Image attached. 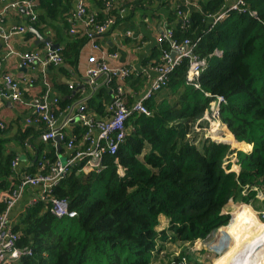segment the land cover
Wrapping results in <instances>:
<instances>
[{
    "label": "trees",
    "instance_id": "trees-1",
    "mask_svg": "<svg viewBox=\"0 0 264 264\" xmlns=\"http://www.w3.org/2000/svg\"><path fill=\"white\" fill-rule=\"evenodd\" d=\"M32 1L38 18L35 22L29 18L33 28L40 30L47 18L55 16L69 23L73 0H65V6L63 0ZM151 1L136 0L135 6ZM225 4L226 0L200 2L201 9L192 13L188 26L180 22L174 29L179 43L187 39L197 43L196 53L207 59L199 88L186 82L190 64L186 58L166 87L144 101L150 115L134 113L127 120L125 139L115 156L105 155L101 172L85 174L79 171L82 165L74 166L52 190L50 196L65 201L75 218L58 219L51 204L41 200L16 219L13 216L18 246L32 255L9 264H153L159 242L169 236L177 242H195L227 226L231 217L222 213L231 201L264 210V200L258 198L259 193L264 195V0H244L243 12H227L217 21L227 10ZM114 15L95 14V22L111 18L114 26L109 33L117 25ZM75 26L77 34L71 35L69 26L72 40L60 48L64 63L71 67L89 42L90 28ZM216 50L222 56L217 57ZM115 78L110 85L114 92ZM108 93L98 99L110 102ZM219 97L225 100L219 118L228 124L233 147L242 151L204 137L209 128L205 117H212L210 105ZM96 103L92 108L99 106ZM101 111L105 115L103 107ZM5 142L0 139V193L19 184V169L13 166L17 156L6 152ZM243 143L252 146L251 153L243 152L251 149ZM45 146L37 148L38 160L55 162V149L50 153ZM234 159L238 171L237 167L232 171ZM5 209L0 197V214ZM247 209L236 212L228 229L247 234L255 219L241 214ZM163 216L169 227L159 231Z\"/></svg>",
    "mask_w": 264,
    "mask_h": 264
},
{
    "label": "crops",
    "instance_id": "crops-1",
    "mask_svg": "<svg viewBox=\"0 0 264 264\" xmlns=\"http://www.w3.org/2000/svg\"><path fill=\"white\" fill-rule=\"evenodd\" d=\"M18 1L20 0H0V10L6 11L3 22H1L3 33L0 37V88L5 86L6 76H10L18 82L20 93L18 100L0 98V139L6 141V152L17 156L14 161L18 160L19 170H16V174H18L20 183L23 174L38 173L40 165L67 161L69 152L66 140L68 139L74 140V146L78 152L105 148V144L100 141L99 126L108 123L114 117L112 102L117 90L120 89L123 92L122 102L125 107L128 110L134 109L135 105L141 102L149 92L150 87L156 84L160 75L159 68L164 65L163 50H169V47L167 44H160L159 38L169 30L174 32L177 23L190 19L193 12L201 9L200 2L207 4L213 0H152V4L147 6H135L136 0H73L71 11H69L71 18L80 4H84L87 12L93 15L110 14L111 11L113 15L115 14L117 25L100 40L101 52L117 56L108 60L109 67L113 70L127 72L126 75L118 72L120 75L117 74L114 79V84L117 86L115 92L110 87L112 84L110 74H101L93 84L87 78V70L94 66L90 58L97 56L90 43L82 48L79 60L74 67L64 63V60L62 64L50 65L45 69L40 65L24 66L22 56L34 52L45 55L47 49L51 48L49 44L42 41L50 39L51 44L60 49L70 43L72 37L69 34V23L58 16H55V19L47 18L39 26L40 30L33 28L29 23L28 10L25 7L17 9L12 7ZM231 1L235 0H226L223 10L230 5ZM65 4L66 1L63 0L62 6ZM177 10L183 12L182 16ZM174 14L176 18L173 20ZM21 29H25V32H21ZM9 45L15 51L12 56H9L7 49ZM214 54L217 57L222 56L219 50H216ZM164 87L166 85H163L159 91ZM103 92L111 96L110 102L105 98L98 99V95ZM56 99L58 102L61 101L60 106L59 104L57 106L58 102L54 103ZM94 101L99 106L92 108ZM43 104L52 109L56 119L55 129L63 132L66 136L65 141L57 142L55 141L57 138L50 141L44 140V135L49 133L50 129L45 122L40 121L37 113V106ZM101 107H103V112L105 109V115ZM83 108L85 110L81 112ZM82 116L86 117L88 126L83 124ZM31 131L32 133L28 136ZM40 133L43 135L36 139L35 135ZM45 143L50 153L55 149V162H50L49 159L43 157L38 160L37 148ZM249 146L251 149L243 152L251 153L252 146ZM18 186L19 184L14 190ZM40 195L41 188H25L11 213L12 222H14V215L16 219L28 207L39 202ZM234 206H237L236 209H232ZM247 206L249 205L231 201L225 212L248 208L244 211L248 214L253 213L257 222L256 238L264 228L257 214L264 210H256ZM227 226L212 232L207 239L195 242H177L169 236L165 243L159 242V249H157V255L154 256L153 264H170L177 258L186 259L188 264H231L236 261L243 264L248 254L255 250L256 243H252L248 250H246L247 246L240 248L238 244H233L234 240H231V245H229V236L244 240L240 236L247 234L241 233L237 228L227 229L229 228ZM168 227L169 219L161 217L159 231ZM219 233H227L225 236L229 239L220 242L215 248L213 242ZM17 247H19L18 244Z\"/></svg>",
    "mask_w": 264,
    "mask_h": 264
},
{
    "label": "built area",
    "instance_id": "built-area-1",
    "mask_svg": "<svg viewBox=\"0 0 264 264\" xmlns=\"http://www.w3.org/2000/svg\"><path fill=\"white\" fill-rule=\"evenodd\" d=\"M244 0H235L231 1L230 5L227 7L225 12L218 16L217 21L222 19L227 12H243ZM36 4L32 0H20L12 5L14 9L19 7H25L28 10L29 18L32 22L37 21L36 13ZM6 11L0 10V37L2 36L1 22L5 17ZM182 16V13L179 12ZM71 35L77 34V29L75 24H83L85 29L88 30V39L90 44H92L93 50L96 51L97 56L90 58V62L94 65L87 70L86 76L90 79L91 84L94 83V80L98 78L103 73H108L111 77H116L118 72L120 74L126 75L125 71L113 70L108 65V60L116 58L115 54H107L106 52H101V46L98 43L99 37L105 35L111 28L114 26V21L111 18H108L102 24H96L95 15L89 14L84 4L78 5L77 11L74 12V15L69 20ZM183 26H188V19H185ZM21 32H25V29H21ZM92 31V32H90ZM159 43L162 45L167 44L169 50H163V60L164 65L159 68L160 75L155 82L156 84L151 88L146 96L141 102H138L134 109L128 110L124 103L122 102L123 92L118 89L115 93V98L112 102L114 109V117L108 122L99 126L100 130V141L105 144L104 147H100L99 150L89 149L86 152H78L75 149V142L73 139L66 140V136L59 129H55L56 119L52 112V109L48 105L37 106V113L40 117L41 122H45L50 131L44 135L45 141L54 140L59 138V141L66 140L67 151L69 156L67 161H58L55 164L49 165H40L38 168V173L31 174L27 172L22 175L21 182L16 190L12 192H2L0 193L1 202L5 205L6 209L3 214L0 215V264H8L15 262L22 258L23 256L32 255L30 249H21L17 247V244L20 240V236L17 232L13 230V222L11 220V213L14 211L15 206L19 202L21 193L25 188L38 187L41 188V201L51 204V211L55 217L58 219L63 218H75L76 212L69 211L67 203L65 201H59L56 198L50 196L52 190L58 186L64 179H66L70 173L72 167L82 165L79 171L88 174L90 172H101L104 167V157L106 154L115 156L119 149V146L123 143L126 133H125V123L134 113L144 114L149 116L150 113L144 106V101L149 100L152 95L160 90V88L165 85L173 72L183 63V60L188 58L190 60L189 69L187 73L186 82L192 84L194 88H199V80L208 66L207 59L201 58L196 53L197 43H193L190 40H185L182 43H179L174 37V32L169 30L159 38ZM9 56L15 54V51L12 50L10 45L8 46ZM174 54V55H173ZM22 63L26 67L30 66H42L44 69L50 65H59L63 63V57L60 54V49L52 50L50 47L47 49L45 55L41 53H31L22 56ZM118 74V75H120ZM18 82L14 81L12 77L6 76L5 86L0 88V98H12L18 100L20 93L18 92ZM209 96L208 94H206ZM213 106H217L220 111V105L225 103V100L222 97L217 98ZM213 103V102H212ZM211 103V105H212ZM84 108L81 112H84ZM214 115V114H213ZM209 119L219 120V114ZM82 122L85 126H88L89 123L85 116L81 117ZM215 122V121H214ZM211 125V124H210ZM215 140V139H214ZM56 141V140H55ZM219 141V140H218ZM18 160L13 162V166L16 167ZM258 198L264 200V195L259 193ZM232 212L223 211L222 214L231 216ZM258 217L264 225V211L258 212ZM234 220L233 216H231ZM232 220V221H233ZM231 221V223H232ZM230 224V222H229ZM231 225V224H230ZM228 225L227 227H230ZM227 234V233H226ZM225 233H219L216 235L213 242V247H217L220 242L227 241ZM230 237V236H229ZM256 245L253 253H249L251 259H245L244 264H264V258L261 261L257 259V255L261 257L264 256V228L257 234L254 239ZM231 243V239L228 240ZM263 244V245H262ZM262 245V246H261ZM170 264H188L186 259L173 261Z\"/></svg>",
    "mask_w": 264,
    "mask_h": 264
},
{
    "label": "rangeland",
    "instance_id": "rangeland-1",
    "mask_svg": "<svg viewBox=\"0 0 264 264\" xmlns=\"http://www.w3.org/2000/svg\"><path fill=\"white\" fill-rule=\"evenodd\" d=\"M215 102H213L212 103V105H210V108H209V111H211L212 112V114H214L213 115V117L214 116H217V113L219 114V108H218V105L217 106H213V104H214ZM210 117V116H209ZM219 117V116H218ZM206 119H209L208 118V116H206L205 117ZM219 120H220V118H219ZM217 122V123H219V124H216L215 122ZM211 124V125H210ZM214 125L215 126H219V130L220 131H215V132H213L212 131V129H214ZM228 124L227 123H225L224 121H216V120H214V119H211L210 121H209V128L205 131V134H204V137L205 138H210L211 140H214L215 139V141H218L219 140V143H221V142H223V143H230V146L234 149V147H233V145H234V142L233 141H231L230 139H229V136H228V133H226V131L227 132H229L228 131V126H227ZM230 133V132H229ZM240 143V142H239ZM235 150V149H234ZM235 162H236V160H233V169H234V167H237V170L236 171H238L239 170V167L238 166H236L235 165ZM236 207L237 206H234L232 209H236ZM247 207H249L250 208V206H247ZM251 211V210H250ZM236 210H234V212H232L231 213V216H233V218H234V216H235V214H236ZM243 213H247L246 211H243L241 214H243ZM250 215V214H249ZM230 216V217H231ZM233 219H232V217H231V219H230V224H231V221H232ZM233 222V221H232ZM229 224V225H230ZM250 227L251 228H249V231H247L246 233H247V235L244 237V238H242V239H244V240H241V239H239V238H232L231 236H230V239L231 240H234L233 241V244H238L237 246H239L240 248H242V247H246L247 246V248H246V250H248L249 249V247H250V245L252 244V243H254L255 241H254V238H255V233H256V230H257V222H256V220L254 219V222L252 223V224H250ZM228 229V228H227ZM250 229H252L251 231H250ZM228 231V230H227ZM253 241V242H252ZM229 245H231V243L229 242ZM226 252V251H225ZM244 259V256H243V258H242V260ZM240 262H238V261H236V262H231V264H239Z\"/></svg>",
    "mask_w": 264,
    "mask_h": 264
},
{
    "label": "water",
    "instance_id": "water-1",
    "mask_svg": "<svg viewBox=\"0 0 264 264\" xmlns=\"http://www.w3.org/2000/svg\"><path fill=\"white\" fill-rule=\"evenodd\" d=\"M35 33H36V32H35ZM36 35H37V33H36ZM42 42L45 43V44H49V45L51 46V49H52V50H57V49L59 48L58 46H54L53 44H51L50 39H47L46 41H42ZM173 55H174V54H173ZM56 141H57V142H60V141H59V138H57ZM227 144L230 145V143H227ZM234 149L239 150L238 148H234ZM232 171H234V169H233Z\"/></svg>",
    "mask_w": 264,
    "mask_h": 264
},
{
    "label": "bare ground",
    "instance_id": "bare-ground-1",
    "mask_svg": "<svg viewBox=\"0 0 264 264\" xmlns=\"http://www.w3.org/2000/svg\"><path fill=\"white\" fill-rule=\"evenodd\" d=\"M215 123H216V124H219V123H217V122H215ZM212 131H213V132H215V131H220V130L218 129V125H217V126L214 125V129H212ZM250 215L253 216V213H251ZM253 217H254V216H253ZM233 231H234V230H233ZM241 233H243V232L241 231ZM240 237L243 238V237H245V236H244V235H241ZM252 242H253V241H252ZM248 255H249V254H248ZM249 256L251 257V255H249ZM249 256H247L246 259H248ZM262 258H264V256L261 257L260 255H257V259H258V261L261 260ZM244 262H245V261H244ZM243 264H244V263H243Z\"/></svg>",
    "mask_w": 264,
    "mask_h": 264
},
{
    "label": "clouds",
    "instance_id": "clouds-1",
    "mask_svg": "<svg viewBox=\"0 0 264 264\" xmlns=\"http://www.w3.org/2000/svg\"><path fill=\"white\" fill-rule=\"evenodd\" d=\"M234 160H235V159H234ZM232 162H233V161H232ZM20 259H21V258H20ZM20 259H19V260H20ZM19 260H17V261H19ZM17 261H15V262H17ZM11 263H12V262H11ZM8 264H9V263H8Z\"/></svg>",
    "mask_w": 264,
    "mask_h": 264
}]
</instances>
